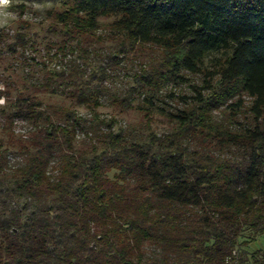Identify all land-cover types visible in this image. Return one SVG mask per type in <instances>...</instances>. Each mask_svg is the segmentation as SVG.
I'll list each match as a JSON object with an SVG mask.
<instances>
[{"label": "trees", "instance_id": "16d2710c", "mask_svg": "<svg viewBox=\"0 0 264 264\" xmlns=\"http://www.w3.org/2000/svg\"><path fill=\"white\" fill-rule=\"evenodd\" d=\"M58 1L64 8L50 15L69 39L87 41L101 17H113L129 45L170 52L171 78L202 72L224 97L251 96L254 119L239 130L214 124L212 110L225 103H205L194 86V103L182 107L137 103L146 131L115 128L113 113L98 110L106 88L92 83L93 68L47 71L33 91L72 103L29 92L0 107V264H264V249L249 251L246 240L264 233V0ZM111 102L117 112L133 107ZM241 106L226 104L232 117ZM154 110L168 131L151 127ZM14 120L31 127L17 137Z\"/></svg>", "mask_w": 264, "mask_h": 264}, {"label": "rangeland", "instance_id": "374dc122", "mask_svg": "<svg viewBox=\"0 0 264 264\" xmlns=\"http://www.w3.org/2000/svg\"><path fill=\"white\" fill-rule=\"evenodd\" d=\"M63 8L64 5L58 0H10L9 5L2 9L6 15L2 18L3 22H0V98L5 102L0 107L11 103L18 95L29 92L36 93L43 103L55 107L69 105L72 101L63 93L38 92L33 89L37 85L36 81H41L47 71L67 72L70 63L75 62L84 63L88 73L93 68L96 76L92 83L106 88L99 98L102 105L98 110L104 116L113 113L116 118L115 128L134 126L146 131V118L143 116L144 112L135 107L137 103H157L165 107L169 103L182 107V103H194V86L203 94L205 103H225L212 110L214 124H226L232 130L252 124L254 115L250 108L253 98L245 92L236 90L231 96L224 97L216 77L211 82L212 88L204 86L207 82L204 81L202 72L181 69L183 79L171 78L165 69L170 52L147 42L129 45L112 26L113 17H101L87 41L83 37L69 39L64 34L62 25L50 15V12ZM123 41L125 51H116ZM112 52L117 55L116 62L109 60ZM225 53L221 50L207 55L202 69L212 70L214 63L224 57ZM99 65L104 71L98 70ZM99 73L103 74L101 79L97 78ZM138 76L142 78L136 81ZM113 95L122 103H132L133 107L117 112L110 105ZM219 96L224 98L220 99ZM238 98L241 99L242 106L232 117L226 104L235 102ZM78 111L81 114L87 112L82 107ZM150 117L151 127L158 133L169 130L167 118L159 110H154ZM2 124L0 117V136L6 137L7 132L1 128ZM30 127L29 123L14 120L12 131L18 137L27 133ZM80 144L77 142L76 145ZM244 238L246 237L240 239ZM246 240L249 251L264 249V233L258 234L254 240L250 237Z\"/></svg>", "mask_w": 264, "mask_h": 264}, {"label": "clouds", "instance_id": "9594fccd", "mask_svg": "<svg viewBox=\"0 0 264 264\" xmlns=\"http://www.w3.org/2000/svg\"><path fill=\"white\" fill-rule=\"evenodd\" d=\"M10 3V0H0V22L2 21V18L6 15L2 9H4L5 7H7ZM5 101L4 99L0 98V104H3Z\"/></svg>", "mask_w": 264, "mask_h": 264}]
</instances>
